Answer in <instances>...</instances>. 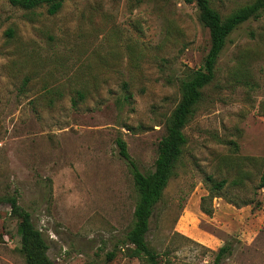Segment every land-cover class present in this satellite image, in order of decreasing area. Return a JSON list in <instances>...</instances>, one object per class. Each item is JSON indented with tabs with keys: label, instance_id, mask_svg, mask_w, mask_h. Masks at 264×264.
<instances>
[{
	"label": "rangeland",
	"instance_id": "374dc122",
	"mask_svg": "<svg viewBox=\"0 0 264 264\" xmlns=\"http://www.w3.org/2000/svg\"><path fill=\"white\" fill-rule=\"evenodd\" d=\"M210 1L225 17L254 0ZM210 45L186 0H67L56 14L0 0V264H27L11 196L52 264H149L125 241L138 191L117 140L154 169ZM216 71L151 221L160 264H214L224 245L221 264H264V14L231 33ZM208 176L226 180L221 196Z\"/></svg>",
	"mask_w": 264,
	"mask_h": 264
},
{
	"label": "trees",
	"instance_id": "16d2710c",
	"mask_svg": "<svg viewBox=\"0 0 264 264\" xmlns=\"http://www.w3.org/2000/svg\"><path fill=\"white\" fill-rule=\"evenodd\" d=\"M8 1L12 5L26 10L46 6L50 14H56L62 9L67 0ZM186 1L195 3L198 6L201 21L210 31L211 45L205 57L203 68L193 70L191 76L181 83L182 97L167 120L166 134L159 141L154 169L148 172L142 171L130 155L126 141L122 138L117 140L120 154L126 159L130 167L138 191V201L133 214V225L128 230L125 241L133 244L135 247L133 248V253L135 255H144L149 264H160L159 255L150 247L147 235L150 231L155 210L164 197L165 189L171 177L176 172L177 164L187 143L184 129L189 117L194 113L197 104L202 99L203 88L214 80L219 57L231 33L242 23L253 18L256 19L264 14V0H254L225 17L212 5L210 0ZM8 33L12 36L13 30L10 29ZM79 96L83 97L84 94L79 92ZM208 177L212 181L210 194L212 196H221L220 191L225 187L226 180L216 181L212 176ZM206 198V196L202 198L201 206L204 212L210 214L211 210H205L203 206V200ZM1 201L2 199L0 198V203ZM8 201L12 209L20 216L22 249L25 252L27 264H52L46 254L48 249L46 240L42 232L33 223L31 213L20 207L16 196L9 197ZM230 252L231 248L228 245L220 247L216 253L214 264H221L222 259Z\"/></svg>",
	"mask_w": 264,
	"mask_h": 264
}]
</instances>
